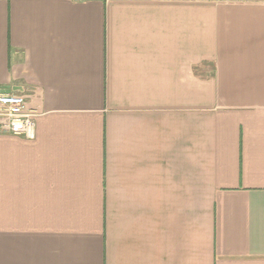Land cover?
Masks as SVG:
<instances>
[{
    "label": "crops",
    "instance_id": "0c3cea01",
    "mask_svg": "<svg viewBox=\"0 0 264 264\" xmlns=\"http://www.w3.org/2000/svg\"><path fill=\"white\" fill-rule=\"evenodd\" d=\"M0 264H264V0H0Z\"/></svg>",
    "mask_w": 264,
    "mask_h": 264
},
{
    "label": "built area",
    "instance_id": "2783aa9c",
    "mask_svg": "<svg viewBox=\"0 0 264 264\" xmlns=\"http://www.w3.org/2000/svg\"><path fill=\"white\" fill-rule=\"evenodd\" d=\"M38 110L30 106L28 95L0 89V132L32 139Z\"/></svg>",
    "mask_w": 264,
    "mask_h": 264
}]
</instances>
